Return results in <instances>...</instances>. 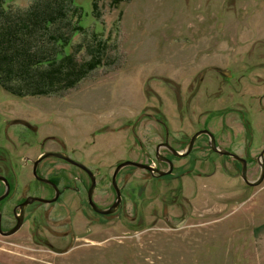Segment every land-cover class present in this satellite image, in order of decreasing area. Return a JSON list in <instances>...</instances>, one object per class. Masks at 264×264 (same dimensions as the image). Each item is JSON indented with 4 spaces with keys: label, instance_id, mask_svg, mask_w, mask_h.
Here are the masks:
<instances>
[{
    "label": "rangeland",
    "instance_id": "374dc122",
    "mask_svg": "<svg viewBox=\"0 0 264 264\" xmlns=\"http://www.w3.org/2000/svg\"><path fill=\"white\" fill-rule=\"evenodd\" d=\"M32 2L9 0L5 7L25 9ZM76 3L86 11L85 29L72 45L79 61L96 57L98 65L52 94L21 97L0 85V118L38 130L26 152L36 155L43 138L49 150L65 142L75 159L100 173L125 160L156 161L165 130L150 115L159 114L176 141L207 126L228 148L244 152L253 142L248 176L260 178L264 0ZM71 8L75 21L79 14ZM209 139H200L199 160L183 177L151 181L146 171L126 168L124 217L85 225L77 216L83 238L71 252L50 249L24 231L0 237V264H259L255 238L264 226V180L248 183L238 164L211 150ZM72 169L83 171L54 158L43 164L45 173ZM139 188L144 193L136 200L131 194ZM98 194L113 198L106 184ZM182 204L189 214L184 224ZM139 215L143 226L134 227Z\"/></svg>",
    "mask_w": 264,
    "mask_h": 264
},
{
    "label": "flooded vegetation",
    "instance_id": "af4514ba",
    "mask_svg": "<svg viewBox=\"0 0 264 264\" xmlns=\"http://www.w3.org/2000/svg\"><path fill=\"white\" fill-rule=\"evenodd\" d=\"M150 116L159 121L164 128L163 131L165 130L164 133L160 134V141L156 143L157 160H152V156L147 159L140 157L132 160L152 165L162 171H170L164 175L135 165L125 166L117 172L118 166L122 162L118 163L113 172L100 173L75 159L73 152L66 146L65 142L57 141L59 142L58 147L47 149L46 138L38 141L40 151L36 155L29 154V151L26 152L24 147L32 142L31 137L38 130L35 131V127L32 125L16 123L10 118H0V237H16L27 231L31 233L33 241L39 244L49 246L50 249H62V252L59 251L60 253L71 252L77 248L79 239L83 238L79 234L80 230L76 218L79 217L86 221L85 225H92L95 221L101 225L102 222H109L112 217H124L127 207L126 188L129 181L124 175L126 168L136 167L146 171L150 175L147 180L151 181H162L169 175H172L173 178L183 177L182 175L190 172L199 160L195 156V152L200 139L205 136L210 138L208 142L211 150L219 154L222 159L232 160L240 166L243 179H245L243 162L246 161V176L249 179V157L253 155L249 153L248 146H251L253 142L246 143L244 152H240L234 147L228 148V145H223L216 133L207 126L199 128L193 136L188 135L186 139L176 141L166 118L159 114ZM203 130H210L214 134L215 143L220 149H227L237 155H230L214 149L211 145V135L207 131L199 134L192 148H190L192 138ZM184 153L187 154L184 155ZM50 158L75 168H81L83 171L79 172L72 169V171L66 172L45 173L43 164ZM69 158L85 164L92 172L73 163ZM216 158L218 159V157ZM180 161L183 163H179ZM164 166L166 167L164 168ZM105 184L111 188L113 198L108 197V195L99 196V189ZM92 186V197H90ZM137 190L138 192L131 194V197L134 196L136 200L142 199L144 191L140 188ZM116 204L117 206L112 212L99 210L110 209ZM180 207H182L183 217L181 221L183 223L180 220L179 223L184 224L189 218V214L186 212L184 204ZM140 216H133L134 219L131 222L134 227L143 226L144 220ZM169 220L167 219V221ZM182 224L180 225L182 226ZM16 227L19 228L15 232L9 233Z\"/></svg>",
    "mask_w": 264,
    "mask_h": 264
},
{
    "label": "trees",
    "instance_id": "16d2710c",
    "mask_svg": "<svg viewBox=\"0 0 264 264\" xmlns=\"http://www.w3.org/2000/svg\"><path fill=\"white\" fill-rule=\"evenodd\" d=\"M8 1L0 0V85L7 91L21 97L52 94L98 65L96 57L79 61L72 45L85 29L86 11L76 0H33L25 9L7 8ZM71 6L79 14L75 21Z\"/></svg>",
    "mask_w": 264,
    "mask_h": 264
},
{
    "label": "water",
    "instance_id": "95a60500",
    "mask_svg": "<svg viewBox=\"0 0 264 264\" xmlns=\"http://www.w3.org/2000/svg\"><path fill=\"white\" fill-rule=\"evenodd\" d=\"M208 132L210 135H211V145L213 146L214 149H216L217 151L219 150L220 152H223V153H227V154H230V155H237L236 153L234 152H231L227 149H220L216 143H215V136L214 134L210 131V130H203L199 133H197L193 138H192V141H191V147L193 146L194 144V141L195 139L197 138V136L203 132ZM189 151V150H188ZM48 154H55V153H48ZM187 154V153H184V155ZM70 161H72L73 163H76L80 166H82L83 168H85L86 170H88L89 172H92L85 164L81 163V162H78L76 160H73L71 158H69ZM260 164H261V167H262V173H261V176L259 179H257L256 181H251L248 179V177L246 176V161L243 162V175L245 177V179L248 181V183L252 184V185H259L260 183L263 182L264 180V150L261 152V157H260ZM129 165H135V166H138V167H143V168H148L149 170H151L152 172H158L160 175H164V174H167L169 173L170 171H162L160 170L159 168H156L152 165H148V164H144V163H141L139 161H134V160H127V161H124L122 162L119 166H118V169H117V172L125 167V166H129ZM116 182V180H115ZM92 190H93V186H92V189L90 190V197H92ZM117 204L113 207H111L110 209H106V210H102V209H99L101 212H112L114 211V209L116 208ZM19 227H16L15 229H13L12 231H10L9 233H13L15 232Z\"/></svg>",
    "mask_w": 264,
    "mask_h": 264
},
{
    "label": "crops",
    "instance_id": "0c3cea01",
    "mask_svg": "<svg viewBox=\"0 0 264 264\" xmlns=\"http://www.w3.org/2000/svg\"><path fill=\"white\" fill-rule=\"evenodd\" d=\"M254 236H255V232H254ZM255 252H256L259 264H264V226L259 228L256 233Z\"/></svg>",
    "mask_w": 264,
    "mask_h": 264
}]
</instances>
